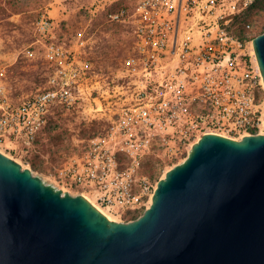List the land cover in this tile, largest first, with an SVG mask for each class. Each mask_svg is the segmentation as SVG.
I'll list each match as a JSON object with an SVG mask.
<instances>
[{
  "label": "built area",
  "instance_id": "built-area-1",
  "mask_svg": "<svg viewBox=\"0 0 264 264\" xmlns=\"http://www.w3.org/2000/svg\"><path fill=\"white\" fill-rule=\"evenodd\" d=\"M250 0H134L111 16L131 18L133 47L125 56L105 126L58 168L63 189L83 193L109 215L133 220L151 203L159 177L149 160L173 161L205 133L240 139L264 132V80L254 35L233 28ZM38 27L46 33L50 18ZM252 28L249 22L247 30ZM76 45L44 42L49 86L21 100L0 83V150L32 151L56 106L93 95L90 64ZM84 42V40H82ZM30 53L33 55L34 51ZM166 160H163V163Z\"/></svg>",
  "mask_w": 264,
  "mask_h": 264
},
{
  "label": "water",
  "instance_id": "water-1",
  "mask_svg": "<svg viewBox=\"0 0 264 264\" xmlns=\"http://www.w3.org/2000/svg\"><path fill=\"white\" fill-rule=\"evenodd\" d=\"M0 264H264V132L205 133L130 221L0 150Z\"/></svg>",
  "mask_w": 264,
  "mask_h": 264
},
{
  "label": "rangeland",
  "instance_id": "rangeland-1",
  "mask_svg": "<svg viewBox=\"0 0 264 264\" xmlns=\"http://www.w3.org/2000/svg\"><path fill=\"white\" fill-rule=\"evenodd\" d=\"M254 1H248V9L234 21L233 28L256 36L264 30V0ZM133 5L134 0H0V83L15 100L49 86L50 65L43 56L44 42L60 40L76 45V35L80 30L84 32L79 58L90 64L93 95L87 91L75 106L54 107L49 125L34 150H1L59 188L63 183L58 168L103 129L105 112L116 101L123 61L133 47V23L131 18L115 20L111 13L123 7L132 11ZM44 16L51 22L46 33L37 24ZM249 22L252 28L247 30ZM187 155L188 152L173 161L162 158L156 169L160 157L153 156L148 170L161 178ZM71 193L78 194L75 190ZM111 216L118 221H130L129 216Z\"/></svg>",
  "mask_w": 264,
  "mask_h": 264
},
{
  "label": "trees",
  "instance_id": "trees-1",
  "mask_svg": "<svg viewBox=\"0 0 264 264\" xmlns=\"http://www.w3.org/2000/svg\"><path fill=\"white\" fill-rule=\"evenodd\" d=\"M260 0H255L254 1V3H257V2H259ZM263 3V7H262V10H264V2H262ZM240 35H241V37H244V38H246L248 35L247 34H245V32L244 31H241L240 32ZM254 37H255V35H254Z\"/></svg>",
  "mask_w": 264,
  "mask_h": 264
},
{
  "label": "bare ground",
  "instance_id": "bare-ground-1",
  "mask_svg": "<svg viewBox=\"0 0 264 264\" xmlns=\"http://www.w3.org/2000/svg\"><path fill=\"white\" fill-rule=\"evenodd\" d=\"M104 212H106L103 208H101ZM109 215V214H108ZM111 218H113L111 215H109ZM114 219V218H113Z\"/></svg>",
  "mask_w": 264,
  "mask_h": 264
}]
</instances>
